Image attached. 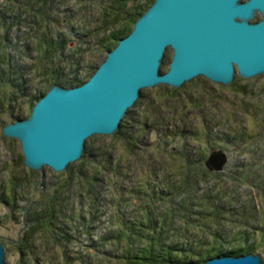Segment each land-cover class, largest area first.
Returning a JSON list of instances; mask_svg holds the SVG:
<instances>
[{
	"label": "rangeland",
	"instance_id": "obj_1",
	"mask_svg": "<svg viewBox=\"0 0 264 264\" xmlns=\"http://www.w3.org/2000/svg\"><path fill=\"white\" fill-rule=\"evenodd\" d=\"M151 2L0 0V240L6 264H129L121 255L123 240L113 243L100 234L120 227V218L153 216L171 238L195 233L206 239L198 247L203 252L224 246L211 235L223 222L225 245L249 241L264 256V72L235 74L228 84L198 75L180 86L143 87L113 133L85 139L83 152L90 150L92 159L82 164L81 155L62 170L26 166L19 139L2 133L5 123L29 113L55 68L64 75L78 69L86 79L107 52L106 36L131 29L135 12ZM53 18L61 29L50 25ZM45 35L55 39L48 50L39 46ZM171 53L168 46L160 71ZM218 150L227 160L209 169L205 160ZM96 165L102 169L97 175ZM89 179L96 194L88 190ZM237 230L247 235L238 238ZM210 255L185 262L203 264Z\"/></svg>",
	"mask_w": 264,
	"mask_h": 264
},
{
	"label": "water",
	"instance_id": "obj_2",
	"mask_svg": "<svg viewBox=\"0 0 264 264\" xmlns=\"http://www.w3.org/2000/svg\"><path fill=\"white\" fill-rule=\"evenodd\" d=\"M168 46V68L160 71ZM262 72L264 0H152L85 80L71 86L51 84L28 114L5 123L2 133L19 139L26 166L62 170L81 156L88 136L119 127L143 87L180 86L198 75L228 84L235 74ZM226 160V153L218 150L205 164L219 170ZM4 256L0 240V264H6ZM203 264H264V256L223 253Z\"/></svg>",
	"mask_w": 264,
	"mask_h": 264
},
{
	"label": "trees",
	"instance_id": "obj_3",
	"mask_svg": "<svg viewBox=\"0 0 264 264\" xmlns=\"http://www.w3.org/2000/svg\"><path fill=\"white\" fill-rule=\"evenodd\" d=\"M145 9V8H144ZM136 11L135 15L133 16L134 19L144 10ZM130 30V28H129ZM129 30L123 29V30H113L110 32V35L106 36L105 41V47L106 50L111 48L115 45L118 38L125 35ZM55 44V39H53L52 36H42V39L40 41V45H42L44 50H48L51 47H53ZM61 70V68H59ZM57 68H55V73L48 74L47 79H51L53 77V83H59L64 86H71L76 85L85 78H80L78 69L75 70L73 73L65 74L62 72H58ZM27 88V87H26ZM26 90V89H24ZM39 96L36 95V98ZM20 117V115H16V118ZM121 124V123H120ZM89 151V152H88ZM92 152L90 150H87L86 152H82V157L84 163H88L90 161ZM103 166L105 168L106 164L101 162L100 167ZM100 167L95 168V171L93 174L97 175V173H100L102 169ZM100 169V171H99ZM97 172V173H96ZM94 176V175H93ZM173 183V182H172ZM171 183V184H172ZM92 185H94V180L89 179L88 180V190L91 192H96L93 190ZM95 187V186H94ZM165 190L169 189L168 187H164ZM87 199V198H86ZM84 199V200H86ZM88 200V199H87ZM82 201V200H81ZM93 203H95V199L93 200ZM145 204H147L145 202ZM97 213V212H96ZM98 219L99 215H95ZM257 217H254V220H256ZM149 221H138L137 219H125L122 220L120 218V227L109 229L108 231H105L104 233H101V239L112 240L113 243L123 240V248L121 249V255L124 257L127 263L129 264H140L143 262L146 263H153V264H168L171 261L175 262H185L189 258H191L193 255L198 256L205 253L207 254H223V253H232V254H240V253H246V252H253L255 251V245L254 243H251L249 241H242L239 243H226L224 244V238L220 239L227 234L226 229L224 228L223 222H221L220 226L216 231L211 232L214 238L219 239L224 246H220L218 248L207 246V250L203 252V250L198 249L200 244H206V239H203L201 237L196 236L195 233L191 235V237L187 234H185V237H179L178 239L171 238V235L169 236L168 233H164L165 227L164 224L160 225L158 227L157 223L159 222V216H153L151 219H148ZM164 221V220H163ZM221 228V229H220ZM156 230V231H154ZM243 231H236L235 234L239 238L243 239V236L247 235V231H244L245 234H243ZM31 235L33 233V230L28 231ZM259 233L264 236V222L262 224V227L260 228ZM27 235L25 238H29ZM187 235V236H186ZM229 235V234H228ZM142 241H145L142 242ZM143 243V245H141ZM117 244V243H116ZM232 246H228V245ZM198 249V250H197ZM203 252V253H202ZM212 256V255H210ZM209 257V256H208ZM206 257V258H208Z\"/></svg>",
	"mask_w": 264,
	"mask_h": 264
},
{
	"label": "flooded vegetation",
	"instance_id": "obj_4",
	"mask_svg": "<svg viewBox=\"0 0 264 264\" xmlns=\"http://www.w3.org/2000/svg\"><path fill=\"white\" fill-rule=\"evenodd\" d=\"M238 1H242V0H238ZM66 7H64L63 5H62V7H61V9H62V11L64 10H66L65 9ZM66 12V11H65ZM259 17H260V14H259ZM258 17V18H259ZM258 18H255V19H258ZM51 21H52V23L53 24H55V25H52V24H50L51 26H53V27H58V29H61L62 28V26H63V23L61 22V21H58L57 19H55V18H53V19H51ZM45 24V26L47 25V23H44ZM205 77V76H204Z\"/></svg>",
	"mask_w": 264,
	"mask_h": 264
}]
</instances>
